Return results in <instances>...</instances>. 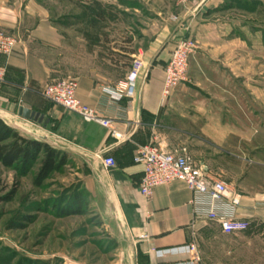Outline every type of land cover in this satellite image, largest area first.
I'll return each mask as SVG.
<instances>
[{
	"label": "crops",
	"instance_id": "1",
	"mask_svg": "<svg viewBox=\"0 0 264 264\" xmlns=\"http://www.w3.org/2000/svg\"><path fill=\"white\" fill-rule=\"evenodd\" d=\"M93 1L105 8L103 0ZM139 2L141 8H129L138 20L125 23L118 39L116 16L111 15L114 3L106 4V10L111 7L110 16L105 12L103 18L95 19L90 33L84 18L74 23L51 19L39 0H0V28L20 40L12 55L0 54V66L6 68L0 82V117L21 134L41 140L43 136L26 126L30 121L18 116V109L26 107L42 114L47 128L56 125L68 132V136L47 134L68 143L67 153L83 164L85 188L101 198L114 224L117 246L113 252L117 255L109 264H193L187 254L164 250L196 244L221 232L214 222L193 217L191 192L181 181L157 186L149 197L141 195V166L133 162L137 148L149 143L161 144L168 151L185 147L208 179L224 182L240 196L237 217L252 222L255 233L264 230V183L255 182L264 177L260 172L264 164H242L252 135L235 128L236 123L212 104L192 96V87L183 84L169 97L161 95L163 69L174 45L202 34L207 14L223 0H197L203 7L189 3L187 10L176 0ZM81 9L86 12L88 8ZM133 56L143 61L135 96L112 101L103 87L122 80ZM59 79H75L77 99L111 119L120 137L45 100L42 88ZM7 116L21 122L11 124ZM97 152L112 157L115 166L105 170L93 156Z\"/></svg>",
	"mask_w": 264,
	"mask_h": 264
},
{
	"label": "rangeland",
	"instance_id": "2",
	"mask_svg": "<svg viewBox=\"0 0 264 264\" xmlns=\"http://www.w3.org/2000/svg\"><path fill=\"white\" fill-rule=\"evenodd\" d=\"M92 1L39 0L51 19L74 23L80 17L91 27L87 29L90 33L94 32L93 20L86 16L89 10L84 15L81 7L90 8ZM103 1L114 3L115 14L111 15L116 16L113 22L119 39L125 23L138 20L129 8H141V0ZM105 8L108 14L111 7ZM206 21L202 34L191 36L196 49L189 58L186 81L178 86L192 87V96L212 104L236 123L235 128L252 135L245 145L243 165L264 164V0H223L207 14ZM5 119L11 124L21 122L9 116ZM27 123L31 133L40 134L66 153V164L39 187L33 185L36 165L22 177L0 165V264H109L117 255L113 252L117 246L114 224L107 218L101 198L85 188L83 164L67 153L68 143L47 134L68 136V132L56 125L47 128L44 121ZM260 172L264 176V170ZM262 178L255 182L264 183ZM15 181L16 192L5 200ZM74 195L82 200L81 213L56 215L54 205L64 208ZM25 217L33 218L27 221ZM196 245L200 264H264V230L255 233L250 221L245 231L220 233L200 239Z\"/></svg>",
	"mask_w": 264,
	"mask_h": 264
},
{
	"label": "built area",
	"instance_id": "3",
	"mask_svg": "<svg viewBox=\"0 0 264 264\" xmlns=\"http://www.w3.org/2000/svg\"><path fill=\"white\" fill-rule=\"evenodd\" d=\"M189 3H194L193 6L199 9L203 7L197 0H177V5L185 10ZM19 42L15 33L0 28L1 55H12ZM195 49V41L191 38L179 40L174 45L163 69L164 77L161 88L163 98L169 97L178 85L186 81L189 58ZM142 69V59L139 56H133L122 80L113 86L103 87L104 93L112 101L133 99L137 79ZM5 73L6 68L0 66V82L4 81ZM77 86L75 79H61L45 85L41 90V96L65 111L74 113L82 121L96 123L110 130L113 136L120 137V134L114 132L111 119L101 116L97 110L82 104L77 99ZM93 156L105 170L115 166L112 157L102 156L101 152L94 153ZM133 162L141 166V178L138 184V191L141 195L149 197L155 187L181 181L191 192L189 204L194 218L214 222L220 232L226 235L242 232L248 228L249 222L237 217L240 196L233 193L224 182L208 179L203 167L192 160L185 147L168 151L161 144H144L137 148L133 155ZM164 251L187 254L193 264H200V257L194 242Z\"/></svg>",
	"mask_w": 264,
	"mask_h": 264
},
{
	"label": "trees",
	"instance_id": "4",
	"mask_svg": "<svg viewBox=\"0 0 264 264\" xmlns=\"http://www.w3.org/2000/svg\"><path fill=\"white\" fill-rule=\"evenodd\" d=\"M92 3V6L88 8L89 14L86 15L87 18L89 17L93 21L103 18L105 11L101 8V5L94 1ZM85 13L83 12L84 15ZM66 158V153L63 151L45 141L21 134L16 128L7 124L0 117V165L4 168L12 169L17 177L27 175L33 166L36 165L33 185L39 187L53 172L63 168L66 164ZM17 184L18 181H15L14 187L5 200L13 196L16 192ZM78 196H72V203L64 208L54 205L57 211L56 215L69 216L80 214L82 200ZM32 218L25 217L27 221ZM14 226L15 224L11 225L9 229H12Z\"/></svg>",
	"mask_w": 264,
	"mask_h": 264
},
{
	"label": "water",
	"instance_id": "5",
	"mask_svg": "<svg viewBox=\"0 0 264 264\" xmlns=\"http://www.w3.org/2000/svg\"><path fill=\"white\" fill-rule=\"evenodd\" d=\"M18 116H20L24 120L33 121L37 123H41L43 121L42 114L32 111L26 107H20L18 109Z\"/></svg>",
	"mask_w": 264,
	"mask_h": 264
}]
</instances>
